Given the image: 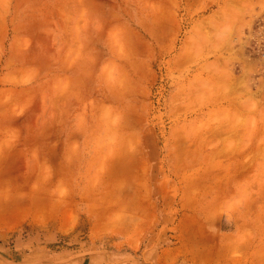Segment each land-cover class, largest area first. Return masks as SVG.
Returning a JSON list of instances; mask_svg holds the SVG:
<instances>
[{"label":"rangeland","instance_id":"rangeland-1","mask_svg":"<svg viewBox=\"0 0 264 264\" xmlns=\"http://www.w3.org/2000/svg\"><path fill=\"white\" fill-rule=\"evenodd\" d=\"M0 264H264V0H0Z\"/></svg>","mask_w":264,"mask_h":264},{"label":"bare ground","instance_id":"bare-ground-1","mask_svg":"<svg viewBox=\"0 0 264 264\" xmlns=\"http://www.w3.org/2000/svg\"><path fill=\"white\" fill-rule=\"evenodd\" d=\"M236 78H237V77H236ZM236 78H235V79H236ZM226 81H227V80H226ZM234 81H235V80H234ZM230 86H231V85H230ZM231 87H232V86H231ZM231 89H232V88H231ZM233 90H234V88H233ZM219 92H220V91H219ZM230 92H231V91H230ZM232 102H233V101H232ZM232 105H233V103H232ZM254 105H255V104H254ZM256 107H257V106H256ZM253 108H254V107H253ZM256 110H257V109H256Z\"/></svg>","mask_w":264,"mask_h":264}]
</instances>
